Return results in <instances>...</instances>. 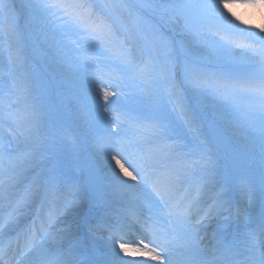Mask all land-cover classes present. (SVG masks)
I'll return each instance as SVG.
<instances>
[{"label": "snow or ice", "instance_id": "snow-or-ice-1", "mask_svg": "<svg viewBox=\"0 0 264 264\" xmlns=\"http://www.w3.org/2000/svg\"><path fill=\"white\" fill-rule=\"evenodd\" d=\"M31 7L37 14L58 9L62 13L60 18L80 35L81 40L124 67L133 87L147 85L140 88L141 92L151 94V89L159 92L161 97L167 95L171 101L175 95L176 74L180 71L182 82L197 96L213 95L227 100L230 90L248 93L256 102L249 106L247 118L259 121L260 149L264 153V49L259 53L258 72L243 81L210 73L197 54V50L209 41L229 50L250 47L238 39L250 34L244 33L232 21L246 23L236 9L264 12V0L114 3L105 6L111 11L103 15L94 14L90 5L79 0H41ZM142 9H149L159 23L151 29L150 36H142L143 58L137 59L132 55L127 38L118 34L116 13L125 10L139 13ZM61 30L67 37L68 29L62 25ZM259 30L264 32V26H259ZM0 33L9 40L18 35L16 17L6 5H0ZM177 35L187 42L182 65H178L172 56L173 40ZM260 39L264 40V37ZM71 43L77 44V41ZM114 94V91H104L105 102ZM177 109L185 123L191 124L194 114L180 102L174 104L173 110ZM128 120L134 130L132 140L145 146L142 163L135 165L123 153L109 151L110 179L103 178L94 168H89L83 178L61 167H52L46 174L37 172L34 165L46 156L50 157L54 145L41 138L33 130L34 125L26 131L23 150L9 151L5 147L0 151V175L6 177L0 179V203L11 209L0 223V232L13 229L18 216L29 202H34L45 210L46 216V227L41 228L38 236L32 232L28 237L24 255L33 253L34 264H143V260L174 264V256L180 257L178 264H264V212L258 228L252 227L243 233L230 232L229 224L218 222L212 234L215 243H203L207 236L206 221L238 220L242 209L232 206L231 198L235 195L241 201L251 202L255 195L252 186L241 183L234 192L227 177L217 178L212 157L207 155L210 149L206 143L201 158L194 162L187 159L184 148L177 142L168 143L166 129L170 122L163 110L158 108L150 121L135 114ZM99 143L108 146L104 138ZM129 167L133 170L129 171ZM197 167L206 174L200 187L212 191L214 210L194 218L190 201L185 197L177 198L176 193L179 184ZM121 175L136 183L128 184L120 179ZM21 186L24 196L16 199L14 195ZM121 199L126 200L127 206L118 208L117 201ZM85 202L89 205L88 210L77 218L74 213ZM144 208L148 213L142 218ZM61 217L71 219L66 221ZM91 217H96L95 221ZM249 222L255 224L251 218ZM136 223L146 235L140 236L138 242H129L125 240L126 230ZM57 224L64 226L50 230ZM104 232L111 241L104 250L98 252L87 246V240ZM0 264H5L3 258H0Z\"/></svg>", "mask_w": 264, "mask_h": 264}, {"label": "rangeland", "instance_id": "rangeland-1", "mask_svg": "<svg viewBox=\"0 0 264 264\" xmlns=\"http://www.w3.org/2000/svg\"><path fill=\"white\" fill-rule=\"evenodd\" d=\"M40 2L0 0V5H6L11 10L18 25L15 39H6L0 33V141H5L2 150L5 147L9 151L23 150L26 131L34 125L33 130L54 145L51 156H46L34 165L40 164L41 170L37 172L46 174L52 167H61L83 178L89 168H94L108 179L111 178V169L102 162L101 155L109 159L110 150L105 149L99 140L104 138L107 141L111 135L118 137L120 132L125 131L133 135L128 117L135 114L150 121L159 108L167 114L170 122L166 129L167 142L175 140L184 148L190 161L201 158L206 143L210 149L207 155L212 157L216 177H227L234 192L237 183L250 184L255 193L254 212L258 207L261 217L264 206L260 207L257 199H264V153L260 149L259 121L247 118L249 106L256 102L254 97L231 90L227 100L213 95H194L182 82L180 71L176 74L175 95L171 101L167 95L161 97L159 92L151 89V94L141 92L140 88L147 85L133 87L125 75L124 67L100 49L81 40L80 35L60 18L62 13L58 9L37 14L31 6ZM79 2L90 5L94 14L103 15L111 11L105 8L106 5L147 3L149 0ZM236 11L243 20L246 19L247 14L243 9ZM116 15L118 34L127 38L132 55L142 59V36L151 35V29L159 23L158 19L149 9H142L139 13L119 11ZM232 23L250 34L238 37L250 47H232L229 50L209 41L204 48L197 50V54L202 57L210 73L233 81H243L258 72L261 60L259 53L264 49V40L260 39L264 37V32L259 30V26H263L264 22L240 24L233 20ZM62 25L68 29L67 37L62 33ZM72 40L77 41V44H72ZM186 43L183 37H174L172 56L178 65H182ZM17 56L19 59H15ZM104 91H114L115 94L105 102ZM176 102L182 103L194 114L191 124L185 123L179 109L173 110ZM210 129L226 154L213 145L208 134ZM79 133L83 136L80 137ZM72 138H77L79 142ZM111 139L117 144L116 150L122 145L129 147L127 141ZM61 142L67 146L61 148ZM132 142L136 145L134 155L145 149L143 143ZM74 144L79 147L78 159L76 155H69L68 147ZM202 174L205 177L204 171ZM201 198L200 201L206 200ZM33 203L25 207L24 213L27 211L28 214ZM119 205L123 207L125 204ZM3 206L6 205L2 203ZM142 216L145 217V214ZM257 217L254 214L251 218L255 225L249 219L248 224L257 227L261 219ZM60 219L67 221L71 217ZM150 264L154 263L151 261Z\"/></svg>", "mask_w": 264, "mask_h": 264}, {"label": "bare ground", "instance_id": "bare-ground-1", "mask_svg": "<svg viewBox=\"0 0 264 264\" xmlns=\"http://www.w3.org/2000/svg\"><path fill=\"white\" fill-rule=\"evenodd\" d=\"M244 10V9H243ZM245 12H246V19L245 20H247L248 22H246V23H248V24H250L249 22H257V23H260L261 21L262 22H264V12H262L261 10H259V9H257V10H244ZM263 26H264V24H263ZM79 136L80 137H82L83 135L81 134V133H79ZM128 137V135L127 134H125V133H123V132H120L119 133V136H118V138H119V140L121 139V140H123V139H126ZM111 138H114L115 140L117 139L116 137H112V135H111ZM111 138H108V140H107V144H108V146H104L105 147V149H108V150H110V151H115V152H121V153H123V154H125V153H127V151H122V150H116V143H115V141L114 140H112ZM111 139V140H110ZM86 141H88V139L86 140ZM65 146H67V144H65V142L63 143V142H61V144H60V147L61 148H64ZM69 149H70V151H69V155H73V156H75L76 155V159H78L79 158V147L77 146V145H75L74 144V146L73 147H68ZM129 153H132V151H130V152H128L126 155H128ZM125 157H127V159L129 160V161H131V162H133L135 165H141V163H139V160H136V159H134V158H132L131 156L130 157H128V156H125ZM110 159V158H109ZM109 159L108 158H106L103 154L101 155V160H102V162L105 164V165H109ZM122 163H124V161L122 160L121 161ZM40 164H38L36 167V171H39V170H41V167L39 166ZM125 166L126 167H128V164H125ZM133 169L131 168V167H129V171H132ZM118 171V170H117ZM133 174L135 175L136 173L135 172H133ZM108 179H110V178H108ZM120 179H122V180H126V178L124 177L123 178V176L121 175V177H120ZM126 182L128 183V184H135L136 182L135 181H131V180H126ZM203 183V179L202 180H200L199 181V185H201ZM239 184H241V183H239ZM143 186H141V188H142ZM201 191V193L203 194V197H205L206 195H207V197H208V194H207V192L205 191V190H203V189H199V192ZM209 195H211V196H213V193L212 192H210V194ZM24 196V190H23V186H21L20 187V189H19V192L16 194V196L14 197V198H16V199H18V198H22ZM254 198H255V196H254ZM213 198H209V199H207L208 201H206V203L207 202H209V200H212ZM235 200H236V203H237V201H239V204L237 203V207H239V208H241L242 209V212H241V215H240V218H239V220H240V227L242 228H240L242 231L243 230H246V229H248V228H250L251 226H252V224H248V219L251 217V218H253L254 217V214H256V217L258 216V210H257V208H256V211L254 212V210H255V207H254V199L251 201V202H249V201H241L240 199H239V197L238 196H235ZM257 201H258V199H257ZM32 203L33 202H29V205H32ZM125 204V206H127V202H126V200H123V199H121V200H118L117 201V207L118 208H120L119 207V204ZM258 204V203H257ZM88 207H89V205H88V203L87 202H85V203H83L77 210H76V213H74V215L78 218L79 217V215H83V214H86V212H87V210H88ZM254 207V208H253ZM1 208H3L4 210H6V211H9V209L10 208H8L7 206H0V209ZM82 209V210H81ZM145 210H147L148 211V209L147 208H145L143 211H145ZM204 210V209H203ZM211 210H214V206H212V208H211ZM210 211V210H209ZM208 211V212H209ZM2 212V211H1ZM5 213H7V212H3L2 213V215H0V223H3V222H1V221H3V219H4V217H5ZM191 213H192V215H195L194 214V212L192 211V209H191ZM259 217V216H258ZM258 217H257V219H258ZM25 219V218H24ZM219 221H221V220H216V219H208L207 221H206V225L211 229V230H209V231H213V232H215V230H216V223L217 222H219ZM42 226L43 227H46V224H45V222H44V224L42 225V222H39V228L41 229L42 228ZM64 225L63 224H57V225H54V228L53 229H50V230H54L55 229V227H63ZM18 228H19V223L17 224V221H16V225H15V227L13 228V229H8V230H6V231H3V232H0V237H8V236H10L11 234H15V232H17L18 231ZM239 229V230H240ZM238 230V231H239ZM209 231H206L207 232V236H209V237H211L210 236V232ZM237 231V232H238ZM126 232H127V234H126V236H127V238L125 239V240H127V241H129V242H132V241H136V242H138V240H139V237L140 236H142V235H146L145 233H140V234H133V232L132 231H130V230H126ZM208 240H209V238H208ZM22 242V241H21ZM111 241L109 240V236H108V233L107 232H104V233H100V235H96V236H94V237H91L89 240H87L86 241V244H87V246L88 247H94V248H96L97 249V251L99 252V251H102V250H104V248H105V245L107 244V243H110ZM204 244H206V245H208V244H214L213 242H212V240H209V241H207V239L203 242ZM25 245V244H24ZM8 247H9V245H7ZM24 247V246H23ZM26 249V248H25ZM12 253V244H10V247H9V249H8V251H7V256H9V255H12L11 254ZM33 253H29L28 254V256H27V258L25 259H23V262L21 263V264H29L30 262H34V260H33ZM126 259H131V258H128V257H125ZM150 262L151 261H149V260H143V264H150ZM154 264H157V262H155V261H152Z\"/></svg>", "mask_w": 264, "mask_h": 264}]
</instances>
